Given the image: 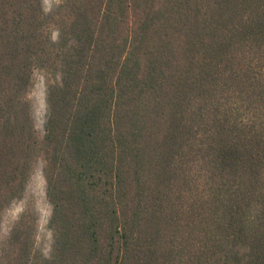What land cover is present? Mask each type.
Segmentation results:
<instances>
[{"label":"trees","instance_id":"obj_1","mask_svg":"<svg viewBox=\"0 0 264 264\" xmlns=\"http://www.w3.org/2000/svg\"><path fill=\"white\" fill-rule=\"evenodd\" d=\"M0 264H264V0H0Z\"/></svg>","mask_w":264,"mask_h":264},{"label":"rangeland","instance_id":"obj_2","mask_svg":"<svg viewBox=\"0 0 264 264\" xmlns=\"http://www.w3.org/2000/svg\"><path fill=\"white\" fill-rule=\"evenodd\" d=\"M61 0H42L45 11H51ZM57 34L53 33L55 39ZM31 98L35 104L36 127L42 133L45 106V78L41 72L35 73V85L31 92ZM41 163L35 169L23 198L15 202L5 213L1 225V235H7L12 225L20 217L26 207H32L38 217L37 247L44 254H48L51 244V232L48 228V220L51 207L45 197V181L42 176Z\"/></svg>","mask_w":264,"mask_h":264}]
</instances>
